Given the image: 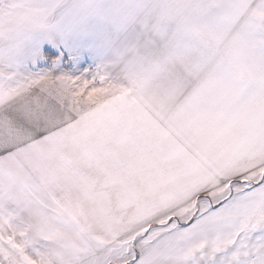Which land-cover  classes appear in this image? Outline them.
<instances>
[{
    "label": "snow or ice",
    "instance_id": "1",
    "mask_svg": "<svg viewBox=\"0 0 264 264\" xmlns=\"http://www.w3.org/2000/svg\"><path fill=\"white\" fill-rule=\"evenodd\" d=\"M0 264H264V0H0Z\"/></svg>",
    "mask_w": 264,
    "mask_h": 264
}]
</instances>
